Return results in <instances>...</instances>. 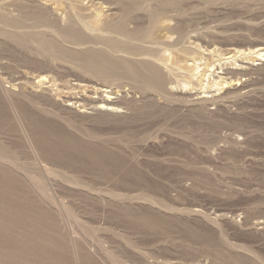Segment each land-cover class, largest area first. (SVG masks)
<instances>
[{
	"label": "rangeland",
	"instance_id": "rangeland-1",
	"mask_svg": "<svg viewBox=\"0 0 264 264\" xmlns=\"http://www.w3.org/2000/svg\"><path fill=\"white\" fill-rule=\"evenodd\" d=\"M103 1L95 2L121 15L117 0ZM162 1H147L151 10L132 11L126 26L145 35L158 15L161 25L180 27L181 33H170L172 40L182 35L180 46L223 52L254 42L264 47V0H170L178 9ZM47 13L56 28L66 25ZM33 21L8 30L47 34L45 50L38 38L25 36L26 45H18L0 36V95L14 93L53 128L55 138L65 134L86 145L95 160L65 148L56 156L44 152L55 165L39 166L10 119L0 128V142L13 159L9 165L22 178L37 177L27 186L38 198L19 205L41 215H5L6 225H13L0 238L14 245L25 230L37 231L54 245L46 251L58 257L51 264H78L77 251L85 264H264V66L242 77L251 85L224 96L222 90L184 86L187 72L174 65L172 71L164 68L165 89L154 91L126 75H96L67 51L100 49L128 66L146 57L137 56L135 47L133 54L114 51L106 40L137 46V36L84 30L85 39L75 44L50 28L31 27ZM39 75L49 81L34 88L39 103L30 102L20 94V82ZM95 87L113 91L122 110L96 109L94 96L104 92L96 94ZM69 101L85 107L67 106Z\"/></svg>",
	"mask_w": 264,
	"mask_h": 264
},
{
	"label": "bare ground",
	"instance_id": "bare-ground-1",
	"mask_svg": "<svg viewBox=\"0 0 264 264\" xmlns=\"http://www.w3.org/2000/svg\"><path fill=\"white\" fill-rule=\"evenodd\" d=\"M95 1L96 0H0V36H7L14 40L18 45L25 44V36H29L32 39L38 38V40L41 41L40 48L45 50L48 45V40L45 38L47 34L43 32L21 34L17 31L8 30L9 28L17 30L28 27L26 23L29 18L34 20L31 27L50 28L52 33L62 36L75 44H79L85 39L84 30L95 32L106 30L130 39L136 38L135 36H137L139 42L137 46L133 45L135 44L133 41H131L133 44L125 42L119 46L114 43L116 38H107L106 40L107 43L109 42V45H107L114 51L132 53L135 47L137 48V56L146 57L135 59L134 61H131L128 66H123L125 61L122 57L113 58V56L109 55L107 51L100 49L85 48L81 51L67 49V51L72 55L78 56V58H75L79 59L78 61L81 62L82 68L85 67L96 75H126L133 79H137V81L145 84L154 91L165 89L167 75H165L163 71L165 69H169L170 71L174 70V65L187 72V79L182 80L184 86L195 84L198 88L203 89L204 93L214 90H222L224 96L236 93L251 85V83L246 84V81L242 80V77L251 75L255 70V66H264V47L258 46L255 42L246 48L236 47L233 50H224V52L215 47L210 49H208V47L204 48L200 46L201 44L194 47L180 46L182 38V35L179 34L181 33L180 27L171 29L168 28L169 26L167 25V27L165 23V25H161L162 23L160 24V22H163L164 20L162 21L161 19L160 21L158 15L152 20V24H148L151 26L147 28V31L144 30V32H146L145 35H140L141 30L136 27L134 29H132L133 27L131 28V26L128 28L126 24L130 18H132H129L130 14V16L133 15L131 12L141 9L151 10L152 6L147 4V1L150 0H117L116 2L119 5L118 8L122 12L121 15L118 16L117 13L113 11V13L111 11V13H106L107 11H103V7L100 6L101 4L99 3V5ZM169 2L170 0H163L161 3L165 7L169 5L174 6V9L177 7L174 2H171L170 4ZM182 8L180 7L179 9ZM43 9L46 10V13H51L52 16H54L53 19L55 18L58 20L62 18L63 21L66 22V25L61 28L57 26L58 28H56V20L52 21V19L49 18L48 13L46 16V13H43ZM177 9L175 11H177ZM115 16L120 17L118 21ZM53 23H55V25H53ZM128 23L130 24L131 22ZM168 23L171 22L168 21ZM68 30L71 31V34ZM172 31L179 32V35L176 38H173L174 40L171 39L170 33ZM130 39H128V41H130ZM139 40L142 42L146 40L149 45H142ZM112 42L113 44H111ZM201 48H204L203 51L200 50ZM245 59L247 60L245 61ZM241 60H244L245 62L237 63V61ZM189 61H192V63L189 64ZM132 62L133 64L134 62L137 64L133 65ZM246 63H248V65ZM147 65L150 66V70L146 69ZM36 77V81L29 79L28 76L23 77L20 82L22 88L20 94L28 98L30 102L39 103V101L37 102V95L34 91H38L35 89L44 83H47L49 78L47 75H39ZM169 77L168 79H170ZM76 84L80 86L84 85L81 82H77ZM99 91L104 93L101 96H94V98L97 99L92 102L96 109L107 113L119 112L122 110L115 101L116 97L113 91L108 88L99 89L98 87H95V93L97 94ZM209 96L206 95V97ZM66 105L71 107H85L84 104L78 103L77 101H69ZM34 116H36V114L33 111H30L26 103L19 101L14 93L9 94L6 92L4 97L0 95V128L5 127V125L10 122V119H13L20 132H22V135L24 136L23 138L26 139L28 147L39 166H42L43 163L55 165L53 162H48L43 154L44 152L56 156V154L58 155L65 152V148L71 150L76 156L84 155L95 160L93 156L95 154L92 153L86 145L67 138L65 134L57 135V138H55L52 133L53 128H49L47 124L38 118L36 119ZM99 159L101 158L99 157ZM12 160V157L8 153L7 146L0 142V236H6L13 225V222L6 225L5 215H41L40 212L38 214L29 208L26 209L24 206L19 205L21 200L35 201V199L38 198L37 194L34 195L36 191L27 186V182L34 179L36 180L37 177L36 175H29L28 177L22 178L15 174L12 171L13 169L11 165H9V162H12ZM96 160H98V158H96ZM102 160L98 161L102 162ZM24 170L26 171V169ZM35 183L37 184L36 181ZM38 189L42 194H47L43 185H39ZM13 239L15 240V244L9 245L0 238V264H51V262L53 263L58 259V257L55 259L54 257L46 256V251H50V248H53L54 245L38 234L37 231L25 230L22 235H17V237H14ZM74 258L77 259L78 264H85L78 251L76 252V257L74 254Z\"/></svg>",
	"mask_w": 264,
	"mask_h": 264
}]
</instances>
